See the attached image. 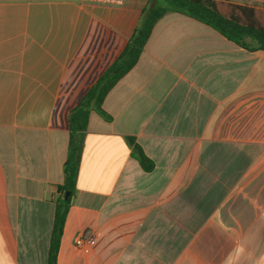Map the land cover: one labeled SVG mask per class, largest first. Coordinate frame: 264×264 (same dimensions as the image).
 Here are the masks:
<instances>
[{"label":"crops","instance_id":"crops-1","mask_svg":"<svg viewBox=\"0 0 264 264\" xmlns=\"http://www.w3.org/2000/svg\"><path fill=\"white\" fill-rule=\"evenodd\" d=\"M147 3L0 0V264H48L69 114ZM103 109L110 119L90 114L58 264H264V143L238 126L264 109V51L169 12Z\"/></svg>","mask_w":264,"mask_h":264},{"label":"trees","instance_id":"trees-1","mask_svg":"<svg viewBox=\"0 0 264 264\" xmlns=\"http://www.w3.org/2000/svg\"><path fill=\"white\" fill-rule=\"evenodd\" d=\"M178 12L198 20L216 30L228 40L248 52L264 51V6L253 8L222 0H148L139 23L117 59L81 98L69 114L70 140L64 165V182L58 186L48 264H58V255L66 219L76 193L84 136L90 114L97 112L110 119L103 102L113 87L137 64L155 24L167 13ZM132 145V156L145 171L154 168L153 161L142 147ZM69 194L65 199L66 194Z\"/></svg>","mask_w":264,"mask_h":264},{"label":"built area","instance_id":"built-area-1","mask_svg":"<svg viewBox=\"0 0 264 264\" xmlns=\"http://www.w3.org/2000/svg\"><path fill=\"white\" fill-rule=\"evenodd\" d=\"M86 3L96 4V5H103L109 7H120L123 6L125 0H82ZM251 106V105H250ZM250 106L248 108H250ZM259 112V119H253L252 121L249 120L248 123L252 124L250 128H246V120L247 117L244 116L241 120L240 124L238 125L241 130L247 131L249 133L250 139L254 141H259L264 143V109L263 111L257 110ZM245 127V129H244ZM91 232L89 230H85L79 233L75 237V244L77 247H83L88 242H90Z\"/></svg>","mask_w":264,"mask_h":264},{"label":"water","instance_id":"water-1","mask_svg":"<svg viewBox=\"0 0 264 264\" xmlns=\"http://www.w3.org/2000/svg\"><path fill=\"white\" fill-rule=\"evenodd\" d=\"M68 196H69V194L67 193V194H66V196H65V199H67V198H68Z\"/></svg>","mask_w":264,"mask_h":264}]
</instances>
